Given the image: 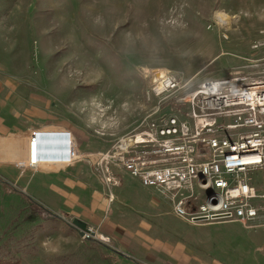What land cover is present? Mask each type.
Here are the masks:
<instances>
[{"label":"rangeland","instance_id":"rangeland-1","mask_svg":"<svg viewBox=\"0 0 264 264\" xmlns=\"http://www.w3.org/2000/svg\"><path fill=\"white\" fill-rule=\"evenodd\" d=\"M263 57L264 0H0V134L16 132L0 135V160L14 163H0V258L264 264V221L189 223L124 170L106 183L93 160L154 111V71L193 88L262 69ZM171 106L161 101L158 114ZM36 130L82 132L81 147L72 139L79 158L70 168L28 167L56 162L32 157ZM196 193L204 201L206 191ZM74 220L91 231L80 235Z\"/></svg>","mask_w":264,"mask_h":264},{"label":"built area","instance_id":"built-area-1","mask_svg":"<svg viewBox=\"0 0 264 264\" xmlns=\"http://www.w3.org/2000/svg\"><path fill=\"white\" fill-rule=\"evenodd\" d=\"M262 44L257 40L252 48ZM149 91L158 98L154 111L94 154L105 182L118 184L116 171L124 170L168 196L174 214L192 224L264 221V68L208 78L193 88L172 72L156 70ZM166 99L172 106L159 115ZM41 133L64 135L66 142L43 160L67 164L79 158L68 131L36 130L31 136ZM199 190L206 194L196 203Z\"/></svg>","mask_w":264,"mask_h":264},{"label":"water","instance_id":"water-1","mask_svg":"<svg viewBox=\"0 0 264 264\" xmlns=\"http://www.w3.org/2000/svg\"><path fill=\"white\" fill-rule=\"evenodd\" d=\"M39 136H41V137L39 138ZM39 136L36 137V139L38 138V140H36V139H34L32 137V141L33 140H36L37 142H39V145H38V148H37L38 151H40V152L46 151L47 152V150H49V151H54L53 153H55V151L58 148L56 147L55 149H53L54 148V145H55L54 144V142H55L54 140L53 141H48V137L50 135L42 134L41 133ZM23 141H25V143L28 142L27 139L26 140H23ZM26 152L28 153L27 150L26 151H23V153H26ZM46 152H44L43 154H45ZM74 224H75V227L77 228V230H78V232H79L80 235H85L86 232H90L91 231L90 228H88L87 225H86V223H84V222H81V221H78V220H74ZM91 234H93V233L91 232Z\"/></svg>","mask_w":264,"mask_h":264},{"label":"crops","instance_id":"crops-1","mask_svg":"<svg viewBox=\"0 0 264 264\" xmlns=\"http://www.w3.org/2000/svg\"><path fill=\"white\" fill-rule=\"evenodd\" d=\"M46 131V130H45ZM9 133H16V132H9ZM9 133H6V134H0L1 136H7ZM19 134H21V133H19ZM58 134V133H57ZM72 134L74 135V136H72L71 134H70V132H69V135H68V137H69V140H70V144H73V141H72V139L74 140L75 139V141L77 142V144H78V146H82L83 145V143H84V141H86V137H84L85 135L81 132V133H77V132H75V131H73L72 130ZM60 135V134H59ZM61 145L62 146H60V148L61 147H63V145H64V143H66V142H63V140H61ZM12 149V148H11ZM43 155H49L48 153H45V154H41V156H43ZM0 163H11V164H14V163H12V162H9V161H7V160H4V161H2V160H0ZM75 165H77V164H75ZM64 166H66L67 168H70L71 166L69 165V166H67L66 164H58V163H56V162H41V163H37V167H36V170H38V169H40V167H48V168H59V167H64ZM65 167V168H66Z\"/></svg>","mask_w":264,"mask_h":264},{"label":"bare ground","instance_id":"bare-ground-1","mask_svg":"<svg viewBox=\"0 0 264 264\" xmlns=\"http://www.w3.org/2000/svg\"><path fill=\"white\" fill-rule=\"evenodd\" d=\"M218 19H219V23L220 24H222V25H226L227 23H228V17L225 15V14H221V15H219L218 16ZM51 135L48 137V141H55L54 142V148L53 149H55L56 147L58 148L57 150H59L60 149V146H62L61 145V140L63 139L62 137H64V135H59V134H57V133H50ZM41 136H39V138H40ZM36 140H38V138L36 139ZM36 140H33V149H32V157H34V159H37L38 160V158H40V156H41V154L42 153H44V152H46V151H44V152H40V151H38V145H39V143L36 141ZM64 145H65V143H64ZM63 145V146H64ZM46 147V146H45ZM46 149V148H45ZM56 150V151H57ZM55 151V153H57ZM54 151H49V150H47V152L46 153H48V154H55V153H53ZM60 152H61V150H60ZM48 160V159H47ZM48 161H50V160H48Z\"/></svg>","mask_w":264,"mask_h":264},{"label":"trees","instance_id":"trees-1","mask_svg":"<svg viewBox=\"0 0 264 264\" xmlns=\"http://www.w3.org/2000/svg\"><path fill=\"white\" fill-rule=\"evenodd\" d=\"M49 214L55 216L54 213H52V212H49ZM0 264H18V261L15 260L12 262V261H9L8 259L0 258Z\"/></svg>","mask_w":264,"mask_h":264}]
</instances>
